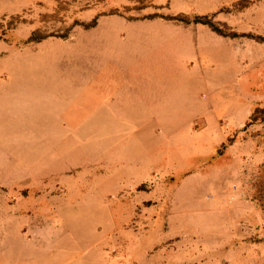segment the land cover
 I'll use <instances>...</instances> for the list:
<instances>
[{
  "label": "rangeland",
  "instance_id": "374dc122",
  "mask_svg": "<svg viewBox=\"0 0 264 264\" xmlns=\"http://www.w3.org/2000/svg\"><path fill=\"white\" fill-rule=\"evenodd\" d=\"M172 3L0 0V264H264V0Z\"/></svg>",
  "mask_w": 264,
  "mask_h": 264
},
{
  "label": "crops",
  "instance_id": "0c3cea01",
  "mask_svg": "<svg viewBox=\"0 0 264 264\" xmlns=\"http://www.w3.org/2000/svg\"><path fill=\"white\" fill-rule=\"evenodd\" d=\"M238 0H173V3L178 6L176 13H183L190 17L193 16H211L215 13H218L223 8H229L233 4H235ZM172 3V4H173ZM220 17V15L218 16ZM99 24V22H98ZM97 24V25H98ZM96 25V26H97ZM201 25V26H200ZM93 28V27H92ZM197 34L201 35L206 42L215 43L216 45H224L229 46L231 45L232 41L228 38L222 37L221 35L217 34L216 32L212 31L209 26L199 24L195 27H192ZM230 50V48H228ZM132 94H119L118 101L115 103L118 105L117 110L122 114L126 115H147V114H154L156 113L153 111L152 102H146L145 100H134L132 98ZM114 103V102H113ZM102 103L99 104L101 106ZM108 104L104 103L103 107H107ZM103 112L101 110H97V113ZM136 119L134 118H124L127 124L133 127V122ZM44 127L41 125L39 130H43Z\"/></svg>",
  "mask_w": 264,
  "mask_h": 264
},
{
  "label": "trees",
  "instance_id": "16d2710c",
  "mask_svg": "<svg viewBox=\"0 0 264 264\" xmlns=\"http://www.w3.org/2000/svg\"><path fill=\"white\" fill-rule=\"evenodd\" d=\"M156 16L158 15H151L150 17H156ZM185 21L187 23L195 22V23H202V24L209 25L215 32L221 35H226V32H224V30L220 26H218L213 20H211L209 17H197L194 20H191L188 18ZM97 24H98V18H95L92 22L85 24V26L87 28H92V27H95ZM233 35H237V34H233ZM48 36L50 35L42 34V33L39 34V32H34L27 42L29 43L33 41H42L46 39Z\"/></svg>",
  "mask_w": 264,
  "mask_h": 264
}]
</instances>
